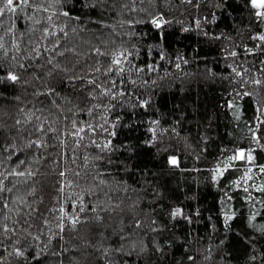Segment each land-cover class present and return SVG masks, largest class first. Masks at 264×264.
Segmentation results:
<instances>
[{
    "label": "trees",
    "instance_id": "obj_1",
    "mask_svg": "<svg viewBox=\"0 0 264 264\" xmlns=\"http://www.w3.org/2000/svg\"><path fill=\"white\" fill-rule=\"evenodd\" d=\"M38 2L44 7L49 0ZM126 2L133 10L123 7ZM111 3L91 8L71 0L50 9L80 17L67 21L68 36L60 44L74 46L75 53L63 56L46 52L37 57L33 51L39 46L43 52L58 39L43 38L45 27L53 30L47 23L50 13L37 12L33 6L24 13L0 17V74L14 71L21 81L0 83V138L7 137V150L0 149V171L7 174L18 159H24L20 168L33 172L30 178L9 176L5 181L15 182L16 187L6 194L8 207L0 212V226L7 224L17 232L0 237V264H24L9 255L13 247H23L33 235L40 239L31 243L42 247L59 231V208L70 209L81 197L87 207L119 204L114 211L101 213L109 219L99 239L110 247L118 234H127L120 243L126 252L135 251L131 256L110 251L112 264H264V232L259 230L264 225V192L254 187L244 192L232 183L242 175L243 169L235 170L241 162L218 181L212 178L217 164L238 148H256L255 162L264 165V151L251 139L250 130L259 124L256 116L264 119L256 111L257 107L264 110V85L252 83L264 81V46L257 48L260 42L251 39L264 33V23L254 16L248 0H136L135 4L116 0V8ZM161 14L165 20L161 28L147 22ZM66 20L53 18L60 26ZM94 20L108 27L101 29ZM73 26L78 34L70 31ZM100 31L107 50L131 53L122 76L94 73L97 62L105 59L93 54L94 45L105 47L95 39ZM48 56L54 64L67 58L73 71L54 69L48 75L52 67L46 63ZM19 64L33 67L25 71ZM153 66L156 71L150 70ZM138 67L144 71L137 72ZM233 69L243 75L237 76ZM77 74L98 77L111 95L97 88L96 98L91 99V85L77 88L73 83L79 85L81 80L63 79ZM53 86L59 92L55 105L50 103L51 96L33 95ZM244 92L251 95H241ZM37 107L44 111H36ZM74 123L85 128L80 133L83 140L71 134ZM33 140L43 146L30 147ZM172 157L178 166L170 165ZM253 172L248 184H264V174L255 167ZM62 184L64 190L59 191ZM177 208L182 215L173 218L170 213ZM80 215L83 219L94 213L86 210ZM226 216L232 219L226 221ZM78 228L95 235L94 228ZM60 235L59 244L71 249L62 257L64 264H106L107 258L94 249L82 252L79 238L67 227ZM9 236L20 243L13 245ZM57 243L54 237L50 247Z\"/></svg>",
    "mask_w": 264,
    "mask_h": 264
},
{
    "label": "snow or ice",
    "instance_id": "obj_2",
    "mask_svg": "<svg viewBox=\"0 0 264 264\" xmlns=\"http://www.w3.org/2000/svg\"><path fill=\"white\" fill-rule=\"evenodd\" d=\"M71 0H49V3L47 6L42 7L38 0H0V17H5L9 15H15L17 12L24 13L25 9H31L33 6H35V10L37 12L44 11L46 13H50L47 16V23L50 25V27L53 29L52 31L49 30V27H45L43 29V38H48L50 36H57V40L51 41L52 47L48 48L45 47L43 49V52H41V49L39 46L33 49L37 53V57L39 55H42L46 52L54 53L55 56H63L66 52H73L75 53V47H69L68 44H65L61 46L60 40L64 39L68 36V32L65 30L67 26V21L70 20H80L79 15H71L70 11H65L63 9H60L57 11H51L50 9L54 8L56 5H60L62 3H69ZM79 4H81L82 7L88 6L91 8H96L97 4L104 5L108 3V0H88L87 3H85V0H77ZM141 3L144 2V0H140ZM151 2V0H149ZM186 3H191V0H184ZM132 4L136 3V0H131ZM248 5L253 11V14L255 17L259 18V21L261 23H264V0H248ZM112 8H116V0H112V3L110 5ZM124 8H129V3L123 4ZM133 9L129 8V11ZM56 16H63L66 17L67 20L64 22L63 26L56 25L53 21V18ZM29 20L32 19L31 16L28 17ZM39 21H37L38 23ZM93 23H96L100 26L102 29L103 27H108V25L104 24L101 20H94ZM148 23L152 24L156 29H159L163 26L165 23L163 15H153L152 18L147 21ZM133 23V22H129ZM80 30H83V25H80ZM58 28L59 32L55 31V29ZM70 31L73 33H77V26H73ZM104 35L102 31L98 33V35L95 36V39L100 40L101 44H104V48L102 49L99 46H93V54L97 57H105L103 61H98L96 66L94 67V73H100L102 72L104 76L111 77V76H122L126 72V69L124 67V64L128 62V57L131 55V53L128 50H107V44L105 41L101 39V37ZM251 39L259 41L260 43L256 45L257 48H260L264 46V33H260L257 35H254L251 37ZM71 42L69 41V44ZM17 49H19V45H15ZM0 49H3V44H0ZM5 54L6 50H5ZM233 56L236 55V53H232ZM11 59L16 60V57H11ZM67 58H65L64 61H59L57 63H53V57L48 56L46 57V63L52 65L51 68H48L47 74L51 75L53 70H57L59 72H71L73 71L72 67L67 66L66 64ZM65 64L66 66L61 68V64ZM103 66V67H101ZM0 67H3V65H0ZM19 67L21 69H24L27 71L29 68L33 67L32 64H19ZM177 68H179V64L176 65ZM151 71H156V68L153 66ZM137 72L144 71L143 68H137ZM233 71L236 73L237 76H242L243 74L236 69H233ZM245 71H248L245 69ZM31 75H34V73H30ZM63 79L69 80L71 82H75L77 79L81 80L82 83L77 85L73 83L74 87L77 88H83L85 86L91 85L92 87L88 88V96L91 99H95V95H93L95 89L100 88L101 94L103 95H111V89L104 90L101 83L98 82V77L93 79H86L85 76L72 75V76H65ZM9 83V84H17L20 81V75H18L14 71H8L4 74H0V83ZM248 81H244V83H247ZM26 83V81L24 82ZM134 83V81H133ZM253 84L257 86L264 85V81L260 79H254L252 81ZM111 84L113 86H117V81L115 79L111 80ZM124 93L121 92L120 95H123ZM33 95H47L51 96L52 100L50 101L51 104L55 105L56 100L55 96L59 95V92L53 86L50 89H45L44 91L34 92ZM241 95L243 96H249L251 93L244 92ZM113 98H115L113 96ZM16 100H20L19 96L15 97ZM40 104H43V101H39ZM229 107H233V104H229ZM21 112L24 111L23 108L20 109ZM36 111L43 112V108H36ZM91 110H89L90 112ZM257 112H260L261 115H264V110H262L260 107L256 108ZM238 118V117H237ZM255 119L259 121L258 125H254L251 130L252 136L251 139L255 141L256 145L259 147L260 151H264V131H260V126L264 125V119H261L260 116H256ZM21 121L17 119L15 121L16 125H19ZM15 125H13L14 127ZM73 128L75 129L74 133H71L74 136H79L80 140H83L84 137L80 135V133H83L85 131V128L83 127H77L75 123L73 124ZM40 132H43V128L37 129ZM89 130H92V126L89 125ZM17 131H22V129H17ZM7 137L0 138V149L7 150V144H6ZM61 143H63L61 141ZM34 145L37 148L42 147L43 145L38 140H33L30 143V147ZM104 147H107L105 145ZM257 151L256 148H238L236 149L231 155H228L223 161H221L219 164H217L216 168L212 170L213 180L218 181L219 179L223 178L225 173H227L230 169H233L235 167L236 162H241L240 168H235L236 171H241L243 169L242 175L232 181L234 185H236L238 188L242 187V190L244 192L249 191V187H254L256 191L264 192V184L261 185H255L254 183L252 185H249V181H253L254 178V172L253 167L261 173L264 174V165H258L255 162V156L253 153ZM11 158V155L8 157V159ZM24 159H18L16 166L10 170L7 174H5L4 171H0V177H3V179H0V212H2L3 208H7L8 204L5 203L6 194L11 193L13 189L16 187V183L13 181H9L7 184H5V181L8 180L9 176H15V177H27L30 178L33 176L32 171H26L24 168H20V165L25 164ZM169 163L172 166H178V161L175 157H172L169 159ZM247 165V167H245ZM19 169V170H17ZM61 176L64 175L63 172L60 173ZM100 183H104L103 180L100 181ZM64 190V185L62 184L59 191ZM231 198V197H229ZM116 208H119V204L115 205H109L108 207L103 206V204H97L93 205L91 207H87L84 202L83 198H80V203L75 204L73 203L70 209H65L64 207L59 208V213H61L60 216L57 217V219L60 221V223L57 224L58 232L54 233L53 235H50L48 237L47 242L43 244L42 247H38L37 245H33L31 243V240H39V236H31V240H27L23 247H13L12 252L9 253V255H15V257L20 258L24 262V264H32V262H35V264H64V260L62 259L63 256L66 255V253L71 250L67 247H64L63 245L59 244L60 240H63V236L60 235L65 231V228L67 227L69 231L76 234V237H78V244L81 249V251H86L87 248H92L96 252H99L102 257L107 258L106 264H112V257L109 255L110 251L120 253L122 255L131 256L132 251H135V249L125 251V245L120 243V241L126 239L127 234H118V240L117 242L110 246L105 247L103 240L99 239L100 237L104 236V231L102 226H107L108 223V216L102 215L101 213L104 212H111L114 211ZM88 211L90 213H94V215H90L86 218H81V213H84L85 211ZM170 215L175 218L180 215H182L181 210L179 208L174 209ZM255 217H252L254 219ZM4 219L7 220L9 217L4 216ZM226 221L232 219L231 216H226ZM45 225H47V222H45ZM78 225H85L87 228H94L95 229V235H89L87 230L85 228H78ZM135 227L139 228L140 223L137 222ZM259 230L261 232H264V225H261ZM17 232V229L15 227H9L7 224H3L0 226V237L4 236L5 233H11L12 235H15ZM56 237L58 239L57 246L50 247V244L53 240V238ZM76 237H73L74 239ZM10 242L15 245L19 244L20 241H11V237H7ZM106 238V237H105ZM80 241H86V244H81ZM2 243V241H0ZM31 249L29 252L28 250ZM159 250V249H158ZM144 251V249H140V252ZM139 255V252L137 253ZM77 262L79 261L80 257H73ZM122 264H126V262H122Z\"/></svg>",
    "mask_w": 264,
    "mask_h": 264
}]
</instances>
